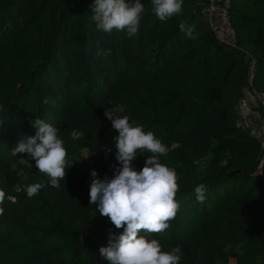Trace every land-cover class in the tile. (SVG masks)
<instances>
[{
  "label": "trees",
  "instance_id": "obj_1",
  "mask_svg": "<svg viewBox=\"0 0 264 264\" xmlns=\"http://www.w3.org/2000/svg\"><path fill=\"white\" fill-rule=\"evenodd\" d=\"M93 3L0 0V264H109L99 249L122 229L90 205L89 190L93 170L110 179L120 166L118 132L105 116L117 105L169 148L161 162L180 187L166 231L141 235L164 251L180 246V264H264V149L251 129L235 127L248 61L253 88L264 93V0H229L236 48L214 39L200 16L205 0H183L166 21L141 0L134 37L98 30ZM181 23L195 26V38ZM35 118L60 129L74 160L59 188L27 154L12 155L35 135ZM73 129L84 138L71 139ZM146 159L138 152L132 166L139 171ZM35 183L44 187L30 198L25 188ZM201 183L203 203L194 191Z\"/></svg>",
  "mask_w": 264,
  "mask_h": 264
},
{
  "label": "clouds",
  "instance_id": "obj_2",
  "mask_svg": "<svg viewBox=\"0 0 264 264\" xmlns=\"http://www.w3.org/2000/svg\"><path fill=\"white\" fill-rule=\"evenodd\" d=\"M182 6L183 0H151V10L161 21L180 14ZM91 8V19L98 30L105 33L126 31L129 37L138 33L144 11L141 0H94ZM179 27L187 37L195 38L194 25L181 23ZM104 54H110V50L98 52V55ZM124 111L122 105L105 110V116L118 132L114 142L120 166H113L115 172L110 179L96 178L94 170L91 173L90 205H95L96 211L108 218L116 229H122L118 235L109 232L108 246L99 251L109 264H180V246L164 251L158 240H148L141 235V232L166 231L168 222L175 218L180 207L175 199L180 190L177 173L161 162L169 148L152 131L145 132L141 126L130 123L128 115H121ZM33 126L37 130L35 135L20 141L12 155L27 154L35 161L38 172L49 178L48 183L59 188L74 160L69 158L59 128L40 118H35ZM70 135L73 140L84 138V133L76 129ZM138 152L141 155L147 153L145 164L139 171L132 166ZM43 187L41 183L27 185L26 194L34 197ZM194 191L197 201L203 203L206 186L201 183ZM5 198V191L0 189V204ZM7 199L12 197L7 196ZM3 212L4 208L0 207V215Z\"/></svg>",
  "mask_w": 264,
  "mask_h": 264
},
{
  "label": "built area",
  "instance_id": "obj_3",
  "mask_svg": "<svg viewBox=\"0 0 264 264\" xmlns=\"http://www.w3.org/2000/svg\"><path fill=\"white\" fill-rule=\"evenodd\" d=\"M228 7L229 0H205L200 16L207 23L218 43L236 48ZM254 72L255 61H248L243 87L244 97L239 102V119L235 122V127L240 130H249L254 127V130H252L254 137L260 143L261 148L264 149V93L253 88ZM85 153L83 157L88 160L91 155L87 151ZM263 160L264 156L258 166L257 173L259 176H261L260 169Z\"/></svg>",
  "mask_w": 264,
  "mask_h": 264
},
{
  "label": "rangeland",
  "instance_id": "obj_4",
  "mask_svg": "<svg viewBox=\"0 0 264 264\" xmlns=\"http://www.w3.org/2000/svg\"><path fill=\"white\" fill-rule=\"evenodd\" d=\"M250 129H251V130H254V127H251ZM252 132H253V131H252ZM84 153H85V151L82 152V155H83ZM85 154H86V153H85ZM88 156H89V155L87 154V157H88ZM88 159H90V157H88ZM23 160H24V158H22V161H23Z\"/></svg>",
  "mask_w": 264,
  "mask_h": 264
},
{
  "label": "water",
  "instance_id": "obj_5",
  "mask_svg": "<svg viewBox=\"0 0 264 264\" xmlns=\"http://www.w3.org/2000/svg\"><path fill=\"white\" fill-rule=\"evenodd\" d=\"M240 171L233 172V175H239Z\"/></svg>",
  "mask_w": 264,
  "mask_h": 264
}]
</instances>
